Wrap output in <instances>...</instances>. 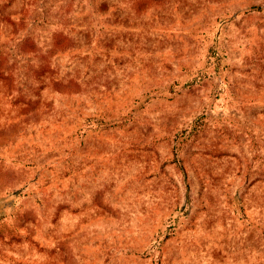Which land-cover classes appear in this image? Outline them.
<instances>
[{
    "label": "rangeland",
    "instance_id": "rangeland-1",
    "mask_svg": "<svg viewBox=\"0 0 264 264\" xmlns=\"http://www.w3.org/2000/svg\"><path fill=\"white\" fill-rule=\"evenodd\" d=\"M4 198L0 264H264V0H0Z\"/></svg>",
    "mask_w": 264,
    "mask_h": 264
},
{
    "label": "trees",
    "instance_id": "trees-1",
    "mask_svg": "<svg viewBox=\"0 0 264 264\" xmlns=\"http://www.w3.org/2000/svg\"><path fill=\"white\" fill-rule=\"evenodd\" d=\"M173 89V88H171ZM13 204V200L9 198L0 199V218L6 216L7 209Z\"/></svg>",
    "mask_w": 264,
    "mask_h": 264
}]
</instances>
